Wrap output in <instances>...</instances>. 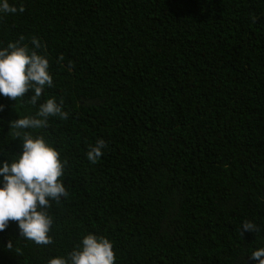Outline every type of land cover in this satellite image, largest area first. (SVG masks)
<instances>
[{"label":"trees","instance_id":"trees-1","mask_svg":"<svg viewBox=\"0 0 264 264\" xmlns=\"http://www.w3.org/2000/svg\"><path fill=\"white\" fill-rule=\"evenodd\" d=\"M8 3L25 11L0 12V49L19 41L46 55L53 86L36 105L32 91L17 101L0 95V166L23 151L11 121L62 99L67 119L22 131L59 151L68 195L46 209L53 243L24 239L10 222L0 264H48L89 233L113 242L115 264H257L264 0ZM100 138L107 147L92 164L87 152ZM244 221L260 231H243Z\"/></svg>","mask_w":264,"mask_h":264},{"label":"clouds","instance_id":"clouds-1","mask_svg":"<svg viewBox=\"0 0 264 264\" xmlns=\"http://www.w3.org/2000/svg\"><path fill=\"white\" fill-rule=\"evenodd\" d=\"M17 10L23 13L25 8L20 5L17 9L8 0L0 3V12L16 13ZM20 39L23 40V37ZM32 44L34 49L42 47L35 37ZM59 59L63 60V56ZM49 67L46 55L30 51L27 45L20 46L19 41L10 42L6 48L0 49V95L17 101L32 91L29 102L36 105L45 86H53ZM2 107L0 105V109ZM50 116L67 119L62 99L57 103L55 98H49L39 104L34 116L11 121L13 136L23 140V151L11 163L5 161L0 166V177H3V186H0V232L5 231L10 222H16L20 237L37 245L53 243L49 235L53 219L46 209L50 207V200L59 201L62 196L68 195L62 180L65 162L61 161L59 151L42 135L33 136L22 130L47 127ZM106 147L104 139H97L87 152L88 160L92 164L97 163ZM242 225L243 231H260L252 221H244ZM6 248L13 250L11 240ZM251 259L257 264H264V247L253 251ZM115 260L113 242L106 236L89 233L66 257L51 258L48 264H115Z\"/></svg>","mask_w":264,"mask_h":264}]
</instances>
